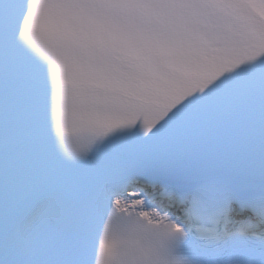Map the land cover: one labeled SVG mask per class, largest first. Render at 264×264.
<instances>
[{
  "label": "snow or ice",
  "instance_id": "6c2138e0",
  "mask_svg": "<svg viewBox=\"0 0 264 264\" xmlns=\"http://www.w3.org/2000/svg\"><path fill=\"white\" fill-rule=\"evenodd\" d=\"M0 264H264V0H0Z\"/></svg>",
  "mask_w": 264,
  "mask_h": 264
}]
</instances>
